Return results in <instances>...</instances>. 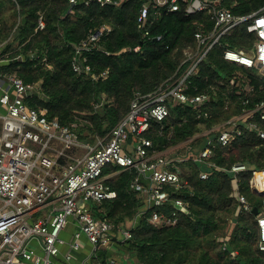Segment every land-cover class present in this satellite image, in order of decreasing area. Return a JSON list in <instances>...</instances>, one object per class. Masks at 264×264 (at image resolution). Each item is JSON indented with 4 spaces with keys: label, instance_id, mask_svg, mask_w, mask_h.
Here are the masks:
<instances>
[{
    "label": "trees",
    "instance_id": "1",
    "mask_svg": "<svg viewBox=\"0 0 264 264\" xmlns=\"http://www.w3.org/2000/svg\"><path fill=\"white\" fill-rule=\"evenodd\" d=\"M143 2L99 5L91 1L85 5L80 0L75 4L68 0H0V54L8 57L0 64V72L37 83L38 92L27 98V104L44 108L49 118L61 124L77 121L79 140L94 143L96 136L106 135L124 116L136 94L152 91L185 66L183 50L195 49V32L213 27L208 10L186 13V2L180 1L173 11L165 5H150L148 34L143 35L137 27ZM220 5L234 15L264 10V0H220ZM39 16L44 25L36 28ZM104 25L109 32L84 52L86 61L75 72L71 65L75 46ZM256 39L246 30V21L221 35L189 77L188 93L206 92V103L168 100V115L161 122L151 121L143 133L152 142L149 152L176 146L172 153L182 156L187 147L204 144L207 128L218 125L209 134L214 138L222 130L239 131L224 145L214 139L208 157L214 166L191 159L176 162L181 179L188 184L166 189L170 197L182 200L185 209L177 210L171 204L158 208L166 215L175 210V224L153 225L147 213H140L145 209L144 199L129 188L137 176L135 169L108 165L103 171V175L115 172L105 179L112 195L100 203L90 201L88 207L95 218L109 221L114 233L120 227L129 229L131 238L124 246L137 263L264 264V239L257 223V217L264 215V193L249 187L251 170L264 168V138L259 135L264 131V109H255L264 102V72L223 58L225 48L247 52ZM135 46L139 49L134 50ZM18 55L22 58H15ZM105 69V77L100 76ZM249 110H254L248 120L254 128L233 119ZM237 163L246 169L233 172L231 166ZM201 169L208 172L207 178L199 177ZM234 181L247 208L234 194Z\"/></svg>",
    "mask_w": 264,
    "mask_h": 264
},
{
    "label": "built area",
    "instance_id": "2",
    "mask_svg": "<svg viewBox=\"0 0 264 264\" xmlns=\"http://www.w3.org/2000/svg\"><path fill=\"white\" fill-rule=\"evenodd\" d=\"M68 1L75 4L79 0ZM80 1L85 5L91 1L99 5H118L122 0ZM180 1L186 2V13L208 10L213 27L204 33L195 32V49L183 50L185 66L152 91L136 94L124 116L106 135L96 136L93 144L79 140L77 121L61 124L56 118H49L44 108L27 104V98L38 92L37 83H25L15 73L0 72V264H53L52 258L59 253V245L64 242L59 232L71 218L77 224V231L69 244L71 250L79 248L80 234L86 237L94 252L99 247L108 246L114 234L112 224L106 219L95 218L85 205L90 201L100 203L112 195L105 179L115 172L103 175L108 165L137 171L129 188L143 196L145 209L140 213H147L151 224H175L178 220L175 210L166 215L158 208L171 204L177 210L185 209L182 200L170 197L166 189L167 186L180 189L188 184L186 179H181L176 162L191 159L208 167L214 166L208 161L214 139L224 145L233 134H239L238 130H222L214 138L209 134L218 128L217 125L204 130L203 133L208 135L202 146L187 147L182 156L172 153L176 146L149 152L152 142L143 133L151 121L161 122L168 115V100L200 106L206 103L209 97L206 92L188 93L189 77L197 72L199 61L211 46L232 27L246 21V30L253 32L257 39L247 52L225 48L223 58L264 72V10L234 15L230 8L220 5V0H144L137 16V27L143 35L148 34L146 22L150 5H165L166 9L173 11L178 9ZM43 25V18L39 16L36 28ZM109 30L104 25L77 43L71 62L75 72H80L81 63L86 61L84 52L94 48L100 36ZM138 49L139 46L134 47V50ZM7 61L8 57L0 54V64ZM84 69L89 71L90 66L85 64ZM106 72L105 69L100 76L105 77ZM92 77L96 78V75L92 74ZM255 109H264V102ZM254 110L245 111L233 119L248 122ZM200 114L198 111L197 117ZM261 118H264V112ZM248 126L255 127L251 122ZM259 135L264 138V131ZM77 148L83 150L81 156L72 153ZM244 169L243 164L231 166L233 172ZM207 176L206 170L199 171L201 179ZM140 177L145 182L140 181ZM233 187L235 196L247 208L246 199L238 193L235 181ZM249 187L256 193H264V168L251 170ZM53 202V212L32 218L35 211ZM257 223L264 239V215L257 217ZM119 231L124 241L131 238L128 228L120 227ZM65 257L69 259L71 253ZM85 264H114V259Z\"/></svg>",
    "mask_w": 264,
    "mask_h": 264
},
{
    "label": "crops",
    "instance_id": "3",
    "mask_svg": "<svg viewBox=\"0 0 264 264\" xmlns=\"http://www.w3.org/2000/svg\"><path fill=\"white\" fill-rule=\"evenodd\" d=\"M79 149L81 148L74 149L72 153L75 154ZM139 180L145 182L143 177H140ZM139 195L142 196L141 194ZM54 204L55 202L50 203L46 207L35 211L32 218L46 216L49 212H53L51 207ZM86 204L88 206V203ZM76 231V221L74 218H71L68 224L59 232V236L64 242L59 245V253L52 258L53 264H85L88 261L98 263L99 261H107L110 258L114 259V264H138L134 258V254L129 253L126 246H124L125 241L120 231L113 234L112 242L108 246L99 247L95 252L92 251L91 244L83 234H80L78 238L79 248L77 250L70 249L69 244L73 240V234ZM67 253H71L69 259L65 257Z\"/></svg>",
    "mask_w": 264,
    "mask_h": 264
},
{
    "label": "rangeland",
    "instance_id": "4",
    "mask_svg": "<svg viewBox=\"0 0 264 264\" xmlns=\"http://www.w3.org/2000/svg\"><path fill=\"white\" fill-rule=\"evenodd\" d=\"M252 54H254V50L252 49L251 51ZM95 142V141H94ZM93 144V143H92ZM83 154V150L82 149H79L75 152V155L77 156H81ZM2 202L0 201V206H1Z\"/></svg>",
    "mask_w": 264,
    "mask_h": 264
},
{
    "label": "water",
    "instance_id": "5",
    "mask_svg": "<svg viewBox=\"0 0 264 264\" xmlns=\"http://www.w3.org/2000/svg\"><path fill=\"white\" fill-rule=\"evenodd\" d=\"M236 165H238V166H239V165H241V164H240V163H237ZM255 211H256V210H255ZM132 254H133V253H132Z\"/></svg>",
    "mask_w": 264,
    "mask_h": 264
}]
</instances>
